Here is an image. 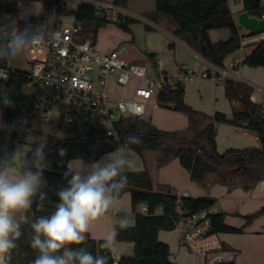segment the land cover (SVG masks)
Wrapping results in <instances>:
<instances>
[{"label":"trees","instance_id":"1","mask_svg":"<svg viewBox=\"0 0 264 264\" xmlns=\"http://www.w3.org/2000/svg\"><path fill=\"white\" fill-rule=\"evenodd\" d=\"M43 1L44 7H54L57 15H73L76 22L94 24V31L109 23L97 16L90 4L81 3L75 10L69 9L63 0H34ZM118 7L125 8L127 0H112ZM8 12L16 11L14 3H6L3 7ZM243 10L249 16L258 14V0H243ZM155 13L169 16L176 24L175 35L187 34L190 47L201 55L207 62L215 66H223L227 56L240 48L242 36L236 27L227 0H155ZM124 29L135 23L133 18L120 15L115 21ZM23 28V21L17 23ZM149 29V26L146 25ZM225 29L230 36L226 40L212 42L209 31ZM171 47V45H169ZM152 59V55L148 56ZM154 65V64H153ZM243 65L249 67H264V41L257 43L252 52L246 55ZM0 67L6 68L4 60L0 59ZM27 72L13 69L9 78L0 81V92H6L14 101V107H4L0 103V122H8L19 116L31 113V96L23 95L21 88L27 84ZM226 96L231 101L240 104L230 118L216 112L210 122L198 129V118L203 115L195 112L183 101L184 85L175 88L166 87L159 92L157 100L161 107H172L184 113L188 125L184 129L165 131L155 127L147 118L125 117L119 122L121 142L141 154L150 149L158 152V165H164L171 158H177L183 168L190 173L192 180H201L207 174L214 173L218 179L227 177H248L253 180L264 178V114L258 105L252 103L249 97L242 93L238 83L226 79L223 82ZM229 123L244 125L255 134L259 140V148L236 149L229 148L222 153L216 149V125ZM60 136L47 135L39 140L46 144V164L44 178L47 186L42 191L47 193L43 208L39 209L40 201L34 199L30 221L22 223L24 235L18 241L19 249L14 250L10 264H31L36 253L29 246L31 223L40 216L49 215L55 211L59 202L57 191L67 187L71 175L68 162L81 159L89 163L96 162L102 155L117 150V141L105 135L104 131L94 125H62L54 126ZM130 137H137L139 143L128 142ZM38 142V141H37ZM35 142L31 148L36 146ZM66 154L61 156L60 150ZM31 157V151H27ZM128 184L120 192V198L125 192L131 194V213L134 220L132 227L116 226L114 237L117 242H131L134 245L132 256H121L117 264H175L169 259V246L157 240L160 230H173L174 222L178 219V210L187 215L213 206L209 198L181 197L180 204L176 203L177 195L169 187H159L153 190L146 171H127ZM146 204L148 213L138 212L140 204ZM162 206V211L157 209ZM252 217H247L249 221ZM213 230L217 233L240 232L224 223L223 214L217 213L211 217ZM103 241L88 239L82 247L87 248L93 255H105L108 264L114 259L110 249L102 248ZM232 264V263H231Z\"/></svg>","mask_w":264,"mask_h":264},{"label":"built area","instance_id":"2","mask_svg":"<svg viewBox=\"0 0 264 264\" xmlns=\"http://www.w3.org/2000/svg\"><path fill=\"white\" fill-rule=\"evenodd\" d=\"M90 4L97 16L114 22L119 13L118 6L109 1L76 0ZM11 17L20 22L16 12H8L0 7V22ZM258 20H264V0H258ZM43 26L45 41L37 47L28 49L29 55L27 85L32 88L31 113L19 116L8 122H0V157L11 154L16 146L29 143L34 131L31 122L34 119L49 120L55 126L94 125L101 128L105 135L117 141L118 148L128 147L121 142L119 122L125 117L144 118L150 108L159 106L157 95L166 87L175 88L185 82L197 79L211 80L214 83L226 79L241 81L237 73L246 55L240 53L231 58L228 66H215L207 62V68L200 72H179L167 75L154 67L149 72L145 65L126 60L123 52L128 47L122 44L109 52H101L92 39L80 36L81 25L74 21L69 26H62L55 15L52 19L45 16L23 22L28 26ZM252 41H264V33L252 35ZM246 39H241L243 48ZM195 58L200 56L194 54ZM12 69L0 67L7 80ZM117 89L116 92L112 90ZM257 91L261 88L256 86ZM264 114V107L260 108ZM184 192L177 195L176 203ZM162 211V206L157 209ZM138 212L148 213L146 204L138 206ZM179 217L174 222V231L180 247L193 258L195 264H231L233 253L225 250L213 230L211 217L217 214L214 206L190 214L178 210ZM113 264H117L114 260Z\"/></svg>","mask_w":264,"mask_h":264},{"label":"crops","instance_id":"3","mask_svg":"<svg viewBox=\"0 0 264 264\" xmlns=\"http://www.w3.org/2000/svg\"><path fill=\"white\" fill-rule=\"evenodd\" d=\"M107 1L112 2V0ZM6 3H14L16 5V11L14 12L19 16L16 0H0V7H4ZM227 5L242 40L246 39L244 45L260 42L252 41L248 37L249 35L243 34L241 26L237 22L238 14L244 11L243 0H227ZM118 8L120 13L118 17L122 15V17L133 18L149 26L144 37V50L148 56H153L150 60H152L154 67L170 76L181 71L200 73L207 68V61L190 47L188 42L190 37L187 34L175 35L174 32L177 27L174 21L169 16L155 13V0H127L125 8ZM44 10L45 7L40 10L38 16L31 17L29 20L42 17ZM248 34L250 33L248 32ZM250 35L252 36V34ZM229 36V31L225 29L209 31V38L212 42L226 40ZM93 37L88 39H92L95 44ZM132 42H134L133 39ZM125 44L129 47L128 42ZM101 52L106 51L103 49ZM194 54L199 55L200 59L195 58ZM228 57L225 58L224 64H226ZM2 60L5 61V59ZM131 62L144 65L139 59ZM7 68L14 69L8 65ZM236 71L240 75L241 81L235 82L238 83L237 85H239L242 93L246 94L250 101L258 105L259 108L264 107V67H249L242 64ZM209 81L211 80L197 79L193 81L196 82V85L190 87L183 84L185 91L183 101L195 112L203 115V117L198 118V129H202L208 124L216 112L230 118L235 111L241 108L238 102L227 98L222 82L212 84ZM221 83L222 86L219 88ZM256 86L260 87L261 91H257ZM194 87L197 88L201 101L206 103L209 101L210 104H212L211 100L214 101L213 108L211 107L210 111L200 106L197 107L189 101L188 92ZM112 92L116 91L112 90ZM152 109L154 107L150 108L147 114L150 121L152 119ZM180 119L181 124L172 126L170 129L157 123L155 119L151 123L161 130L175 131L184 129L188 125V119L186 120L183 116ZM215 128L216 149L219 153L229 148L260 147L257 136L247 130L244 125L219 123ZM124 154L128 156L131 162L128 171H146L153 190H158L161 186L169 187L176 195L186 192L187 197L209 198L214 201L213 206L216 208L217 213L223 214L224 223L232 228L241 229L237 233L217 234L222 248L233 253L232 264H264V178L253 180L248 177H227L225 180H220L214 173H209L201 180H192L189 171L181 166L177 158L171 157L164 165H158L157 160L160 158V154L150 149L143 150L141 154L130 152H124ZM70 161L67 167H70ZM125 194L130 195L131 200V194L125 192L116 200L115 208L117 211L110 210L95 218L90 224L86 241L88 239L104 241L106 237L114 233L116 226L132 227L134 225L131 209L128 210L127 201L123 197ZM250 216L252 218L248 221L247 217ZM162 231L164 230L158 231L157 240L169 246V259L175 264H195L193 258L187 252H184V248L179 246L174 229L176 241L167 240ZM110 251L113 259L117 261L121 256H132L134 245L131 242H117L114 237V243Z\"/></svg>","mask_w":264,"mask_h":264},{"label":"clouds","instance_id":"4","mask_svg":"<svg viewBox=\"0 0 264 264\" xmlns=\"http://www.w3.org/2000/svg\"><path fill=\"white\" fill-rule=\"evenodd\" d=\"M43 26L21 28L16 20L5 17L0 22V59L16 58L30 48L42 44L46 37ZM0 78L6 79L0 72ZM0 103L14 107L15 101L0 92ZM2 126V125H0ZM128 142L139 143L137 137ZM46 144L38 141L31 149H17L0 157V264H10L18 241L24 235L22 218L31 209L33 201H40L39 209L47 193L44 178ZM27 151H31L28 157ZM60 150V155H65ZM130 159L122 148L107 154L101 160L85 166L82 161L70 164L71 175L67 187L60 188L56 195L59 202L55 211L37 217L30 225L29 246L36 253L31 264H108L105 255H93L85 244L90 224L108 211H117L116 200L127 186V171ZM114 233L106 237L102 248L111 249Z\"/></svg>","mask_w":264,"mask_h":264},{"label":"rangeland","instance_id":"5","mask_svg":"<svg viewBox=\"0 0 264 264\" xmlns=\"http://www.w3.org/2000/svg\"><path fill=\"white\" fill-rule=\"evenodd\" d=\"M63 1L66 3L69 9H74L77 7L76 0H63ZM101 1H107V0H101ZM16 2L18 5L19 20L23 22L29 20V18L31 17L38 16L40 13V10L44 8L43 1L16 0ZM55 15L57 16V20L61 23L62 26H69L74 21L73 15L71 14L57 15L54 7L45 6L43 16L49 19H52ZM241 30L243 34L247 36L249 35L248 37H251V35L248 34L249 32L248 30L244 29L243 27H241ZM147 31L148 29L146 28V25L138 21H136L134 24L133 23L129 24L128 29H124L116 22H109L99 27L96 30V32L94 31V24L88 23V24H81L80 36L82 40L88 39L94 36L93 38L95 39V47L100 51L105 49L106 52L111 51L117 46L128 42L129 47H127V49L123 52V57L130 62L137 61L139 59V61H141L142 64L146 65L148 71L152 72L154 69V65L152 64V60H150V58L148 57V54L144 50L145 49L144 48V44H145L144 37L146 36ZM261 33H264V32H260L258 34H261ZM132 39L134 40V42H132ZM257 43L258 42L246 44L243 46L241 51L238 50L232 53L231 55H229V57L227 58L226 65L228 66L230 57L233 58L235 56H238L240 53L250 54L252 50L256 47ZM4 59L6 61V64L11 68H14L17 70H23V71H26L28 69L29 55L26 51L23 54L18 55L16 58L8 57ZM196 82H191V83L185 82L184 85L187 87L195 86ZM209 82L214 84V82L212 81H209ZM221 86H222V83L220 84L219 88H221ZM114 91H117V89L115 88ZM21 92L23 95H30L32 93V88L28 86L27 84H25L21 88ZM188 98H189V101H191V103H193V105L197 107L200 106V107H203L204 109H209V111L211 107L213 108L214 101L211 100L212 104H210L209 101L207 103L204 101H201L200 94H198L196 87H194L188 92ZM225 102H228V101H225ZM151 114H152V119H151L152 122H154V119H155L157 123L164 125L168 127L169 129L172 126L180 125L181 124L180 118L182 116L187 120V117L184 113L177 111L175 109H172V107H157L151 110ZM177 116H180V117H177ZM145 118L149 119L148 116L147 117L145 116ZM31 127H32V130L34 131L31 142L22 143L16 146L15 150H17L18 148L25 149V150L30 149L31 145L45 138L47 135L60 136V133L57 131V129L52 124V122L49 120L34 119L31 122ZM123 151L130 152L133 154L136 153L133 149L129 147L124 148ZM112 152H109V153H112ZM107 154L102 155L100 159H98L97 161L101 160L102 157L107 156ZM79 161H82L85 166L92 164V163L86 162L81 159H72L70 161V164L74 162L78 163ZM123 197L127 201L128 210H130L131 209L130 195L125 194ZM30 219H31V214L28 211L22 218V223H26L30 221ZM162 232L164 233L165 238L167 240L176 241V237H175L173 230H164ZM183 250L184 252H186L185 249Z\"/></svg>","mask_w":264,"mask_h":264},{"label":"water","instance_id":"6","mask_svg":"<svg viewBox=\"0 0 264 264\" xmlns=\"http://www.w3.org/2000/svg\"><path fill=\"white\" fill-rule=\"evenodd\" d=\"M237 22L252 35L264 32V20H258L255 17L249 16L246 11L238 14Z\"/></svg>","mask_w":264,"mask_h":264}]
</instances>
